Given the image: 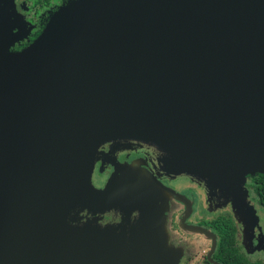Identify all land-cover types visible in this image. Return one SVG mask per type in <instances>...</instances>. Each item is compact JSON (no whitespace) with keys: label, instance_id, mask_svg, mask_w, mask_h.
<instances>
[{"label":"water","instance_id":"water-1","mask_svg":"<svg viewBox=\"0 0 264 264\" xmlns=\"http://www.w3.org/2000/svg\"><path fill=\"white\" fill-rule=\"evenodd\" d=\"M7 47L0 264H177L161 190L185 200L117 160L133 150L256 222L241 188L264 177V0H70Z\"/></svg>","mask_w":264,"mask_h":264},{"label":"flooded vegetation","instance_id":"flooded-vegetation-1","mask_svg":"<svg viewBox=\"0 0 264 264\" xmlns=\"http://www.w3.org/2000/svg\"><path fill=\"white\" fill-rule=\"evenodd\" d=\"M69 1L0 0V39L4 41L8 40L7 51H18L28 44L42 30L53 12ZM145 152L147 150L121 152L116 158L119 162L132 160L134 166L139 165L145 168L156 176L164 186L177 191L183 197V200H185L184 203L183 201L172 198L169 204L171 206L170 211L165 216L169 241L173 240L171 242L174 244H180L181 242L188 243L195 247V253H192L193 256L190 259L186 258V262L183 264H222L213 259L216 234L209 225L219 215H227L234 223L236 228V248L246 257L247 261L251 264L254 262L264 264L260 256L257 258L251 257L249 253L251 251H259L264 255V212L258 201V195L256 194V190L259 192L262 191V182L258 174L246 176L244 187L247 191L246 199L258 213L259 221L253 224L252 220L239 217L247 227L244 230L243 225L236 221V218L239 216L235 214V206H239V201L236 197L237 193H233L228 197H224L218 193H209L211 196H208L204 192V188L206 187L201 182H194V178L189 176L181 177L180 175H164L156 172L152 164L147 160L148 158ZM106 170L107 173H110L113 171V167L108 166ZM189 183L194 184V186L188 191L187 184ZM207 191L209 190L207 189ZM217 202H221V204L218 205L216 204ZM180 209L182 210V214L179 215ZM192 225L205 228L209 234H212L214 242L210 237L211 235L205 236L198 232L196 233L197 237H195L191 233L188 234V227ZM171 228L173 232L170 231ZM184 229L187 230L185 231ZM171 234L173 235L171 236ZM195 238L199 242L196 243L194 241ZM244 243L247 245L245 248L243 247ZM206 244L207 246L203 248V245ZM199 255L202 258L200 261L197 259Z\"/></svg>","mask_w":264,"mask_h":264},{"label":"trees","instance_id":"trees-1","mask_svg":"<svg viewBox=\"0 0 264 264\" xmlns=\"http://www.w3.org/2000/svg\"><path fill=\"white\" fill-rule=\"evenodd\" d=\"M258 175L262 182V191L259 192L256 190V194L258 195V201L264 212V177L261 174ZM236 219L237 222H240L243 225L244 230L247 229L242 219L239 217ZM209 225L216 234L213 259L222 264H251L236 248V228L232 220L227 215L217 216V218H215ZM252 264L257 263L254 262Z\"/></svg>","mask_w":264,"mask_h":264},{"label":"rangeland","instance_id":"rangeland-1","mask_svg":"<svg viewBox=\"0 0 264 264\" xmlns=\"http://www.w3.org/2000/svg\"><path fill=\"white\" fill-rule=\"evenodd\" d=\"M121 164H126V165H128V164H130V165H133L134 163L132 162V160L131 161H126V162H120ZM124 170L127 172V170L128 169H126L125 167H124ZM125 171H123V172H125ZM181 177H188L187 175H180ZM194 182H200V181H198V180H196L195 178H194V180H193ZM192 180H191V182H193ZM187 189H188V191L189 190H191V187H193L194 186V184H192V183H189V184H187ZM174 193H177L178 194V192L177 191H174L172 188H170ZM242 189V192H241V194L243 195L244 194V197H245V199H243V201L245 202V204H247V205H249L251 208L250 209H252V211H253V217L256 219V222H258L259 221V215H258V213L256 212V210H254L255 208L251 205V204H249V202L247 201V199H246V197H247V191L245 190L246 188L244 187V184H243V187L241 188ZM245 191H244V190ZM204 192H205V194L206 195H208V196H211L210 194H215V193H211V192H209V191H207V189L206 188H204ZM210 193V194H209ZM161 194H162V196H163V199H164V205H165V210H164V213H163V215H162V217H163V219H162V227L164 228V231L167 233V243H168V245L173 249V253H174V255L176 256V258H177V264H183V263H185L186 262V258H191V256H193L192 255V253H195L194 252V250H195V247H193L191 244H188V243H183V242H181L180 244H174V243H172L171 241H173V240H171V241H169V235H168V231H167V228H166V223H165V216H166V214L167 213H169V211H170V203H171V201H172V196L171 195H169V194H167L166 192H164L163 190H161ZM233 194V193H232ZM242 195L240 196V197H242ZM241 199V198H240ZM216 204H218V205H220L221 204V202H217ZM244 204V203H243ZM236 207V206H235ZM237 208V207H236ZM247 210L246 208H243V209H241V212H237L236 213V215H239L241 218H245L246 220H251L252 219V215H250L249 217H246V211L245 210ZM239 211V210H238ZM180 214H182V210L180 209V211H179V215ZM185 231L187 230V229H184ZM170 231L171 232H173V230H172V228L170 229ZM189 233L188 234H190L191 233V235L193 234V235H195V237H197L196 235V233H198V232H195V231H191L190 229L189 230H187ZM193 232H195V233H193ZM173 234H171V236H172ZM196 243L197 242H199V240L197 239V238H195V240H194ZM207 246V244L206 245H203V248L204 247H206ZM247 245L244 243L243 244V247L245 248ZM201 249V248H200ZM200 249H198V250H200ZM260 250V249H259ZM200 252V251H199ZM254 252V253H253ZM250 253V255H251V257H258V256H260V259L264 262V255L261 253V252H259V251H251V252H249ZM202 254V253H201ZM203 255V254H202ZM193 259V258H192ZM198 261H200L202 258H201V256L199 255L198 256ZM188 261H190V260H188ZM194 261V260H193Z\"/></svg>","mask_w":264,"mask_h":264}]
</instances>
